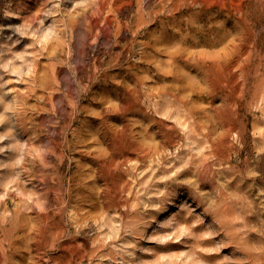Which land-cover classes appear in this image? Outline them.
<instances>
[{
    "label": "rangeland",
    "instance_id": "1",
    "mask_svg": "<svg viewBox=\"0 0 264 264\" xmlns=\"http://www.w3.org/2000/svg\"><path fill=\"white\" fill-rule=\"evenodd\" d=\"M0 264H264V0H0Z\"/></svg>",
    "mask_w": 264,
    "mask_h": 264
}]
</instances>
